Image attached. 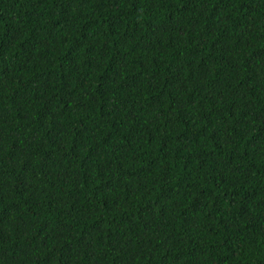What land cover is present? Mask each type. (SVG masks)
<instances>
[{
    "label": "trees",
    "instance_id": "1",
    "mask_svg": "<svg viewBox=\"0 0 264 264\" xmlns=\"http://www.w3.org/2000/svg\"><path fill=\"white\" fill-rule=\"evenodd\" d=\"M0 264H264V0H0Z\"/></svg>",
    "mask_w": 264,
    "mask_h": 264
}]
</instances>
